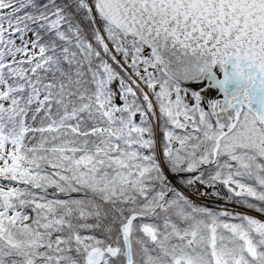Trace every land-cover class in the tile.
<instances>
[{"label":"snow or ice","instance_id":"6c2138e0","mask_svg":"<svg viewBox=\"0 0 264 264\" xmlns=\"http://www.w3.org/2000/svg\"><path fill=\"white\" fill-rule=\"evenodd\" d=\"M0 264H264V0H0Z\"/></svg>","mask_w":264,"mask_h":264}]
</instances>
